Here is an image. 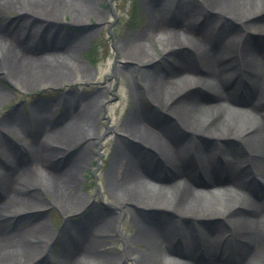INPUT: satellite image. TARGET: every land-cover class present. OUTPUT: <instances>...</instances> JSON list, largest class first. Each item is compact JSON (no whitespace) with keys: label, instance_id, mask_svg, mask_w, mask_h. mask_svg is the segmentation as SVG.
<instances>
[{"label":"bare ground","instance_id":"1","mask_svg":"<svg viewBox=\"0 0 264 264\" xmlns=\"http://www.w3.org/2000/svg\"><path fill=\"white\" fill-rule=\"evenodd\" d=\"M64 1L0 0V77L10 85L26 91L62 76L89 80L80 65L66 67L75 64L69 58L77 46L75 34L58 48L56 33L42 29L56 14L80 15L92 0ZM194 1L158 0L147 6L143 35L157 36L166 60L163 71L146 70L135 81L141 104L133 105L123 122V143L116 146L106 180L110 194L120 199L115 205L133 210L135 234L124 238L123 255L117 258L102 249L107 240L101 235L112 237L115 221L74 192L75 172L89 157V144L74 152L69 144L80 134L93 139V125L88 120L82 128L79 121L88 114L68 110L66 99L55 126L46 124V107L37 105V129L30 134L35 140L28 150L41 168L32 177L24 165L26 127L17 118L0 124V264H38L43 253L50 254L54 234L47 238L49 224L3 231L15 213L39 210L41 220L53 207L64 221L76 214L83 221L81 231L73 230L76 248L60 237V264H124V259L136 264H264V187L259 198L253 189L258 179L264 186V40L258 44L255 37L264 34V0H202L204 12ZM170 10H175L172 17ZM9 14L16 16L13 28L4 29L2 19ZM37 31L42 36L34 47L29 40ZM148 43L127 53L120 45L122 57L130 59L135 49L134 54L148 58L144 63L153 62L157 57L149 53ZM122 67L129 69L127 63ZM201 95L213 102H203ZM8 96L0 90V104ZM14 128L22 135L15 152L9 146ZM235 132L237 143L225 144ZM223 178L228 185H216ZM33 182L45 192L37 200L29 191ZM230 184L235 189L227 192ZM141 212L147 216L141 218ZM155 212L164 216H152ZM212 217L217 218L213 224L207 220Z\"/></svg>","mask_w":264,"mask_h":264},{"label":"rangeland","instance_id":"2","mask_svg":"<svg viewBox=\"0 0 264 264\" xmlns=\"http://www.w3.org/2000/svg\"><path fill=\"white\" fill-rule=\"evenodd\" d=\"M155 1L158 0H92L89 3V8L87 10L83 8L85 12L80 11V15L71 14V12L59 13L54 16V20L48 22V25L42 27V29L46 28L51 32H55L57 37L63 36L61 41L58 42L59 45H65L67 35L70 33L75 34L73 38L75 41L73 42L77 46L69 58L76 65L66 67L76 70L75 66L80 65L87 71L88 81H74L71 77L62 76L50 81L47 85L34 84L30 89L22 91L10 85L7 79L0 77V90L4 89L9 95L0 104V124L6 121L10 122L12 119L16 120L17 118L20 124L26 127L27 135L34 133L37 129L36 108L38 107L37 105H40L44 106V108L46 107L44 110V119L48 122L46 124L55 126L59 123V116L65 110L63 103L66 99L69 103L68 110L74 112L78 109H83L84 113L88 114V118L80 120L79 123L82 128H86L88 120L91 121L93 129L90 138L93 139H87L83 137V134H80L69 144L72 147L70 148L72 152L82 143L89 144L86 150L89 157L85 159L86 162L83 165H78L80 167L75 172L77 184L74 192L83 196V199L93 205L95 207L94 210L100 212L99 214H102V217H107L105 214H109L108 216L115 221V234L112 237L101 236L107 240L106 245L102 248L103 251L117 258L122 256L123 251L126 249L124 238L133 236L135 227L132 221L133 210L128 207L131 209L128 211L115 205V200L120 202V199L115 195H111L107 189V173L110 170L112 155L117 144L123 143L122 138L119 137L121 136L120 130L123 122L133 105L141 104L142 98H139L136 95V91H134L135 83L140 82L142 73L146 70L163 71V63H165L163 61L166 60V56H161L160 54V46L156 42L157 36L152 37L151 35V38L148 39L143 35L146 34L144 29L149 22L148 14L146 13L148 11L147 6L149 2ZM64 2L69 5L75 4L73 0H65ZM194 4L199 12H204L202 0H195ZM174 11H169L171 17ZM15 17L14 14L6 15L2 19V27L4 29L13 28L11 24ZM40 32L37 31L29 40L34 47L41 37ZM216 33L217 31H214L213 34L215 35ZM141 35L144 36L142 38H145L142 42L139 39ZM255 37L259 39L258 44H261L264 40V34L257 33ZM144 42L148 43L146 48L149 49V53L157 57H154L153 62L144 63L148 61V58L142 59L141 56L134 54L135 49L130 53V59L125 60L122 57L120 45H122L124 53H127V49L130 51L131 47L135 48ZM34 49L38 52L37 48ZM145 52L143 51L142 53L145 54ZM124 63L129 65L128 70L122 69ZM99 97L104 99L103 103L97 101ZM200 99L207 104L213 102L208 100L210 98L203 95H201ZM143 102H145L144 99ZM14 111L16 112L14 113ZM158 118L161 122H165V116L160 115ZM14 130H17L16 135L14 134V138L9 140L10 150H13V152L20 148V146L17 147L16 142L22 137L21 132L17 128H14ZM236 136V132L234 135L231 133L227 135L224 139L226 140L225 144L235 145L237 143ZM81 139L82 141L80 142ZM33 140L35 138L29 135L24 141L26 154L28 155L24 165L30 177L35 174L37 169L41 168V165H38L32 156L29 155L28 145ZM218 147L219 145L216 148ZM127 149L131 150L129 147ZM19 151L23 150L19 149ZM73 156L75 155H72V158ZM59 169L61 171L62 167ZM55 170H57L56 167ZM227 182L223 178L216 185H225ZM258 182L260 183L253 188L256 197L260 195L264 187L260 179H258ZM37 183L39 182L29 183L31 185L29 191L34 199L45 194L41 183ZM239 190L244 192V188L240 189L239 187ZM197 191L202 193L206 190L199 188ZM58 209L54 207L47 209L43 214L45 215L44 218L41 220H38L39 216L37 214L39 210L17 213L18 215L15 213L13 214L15 216L6 222L3 232L5 234L20 232L36 224V222L49 224L48 228L50 231L47 234V238L50 234H54L53 245L50 254L47 252L41 255L38 259H41V261L38 264H60L57 260L60 257L62 246L60 237L67 239V243H69L67 246H70L71 239L77 241L73 230L78 229L81 231L83 221H81L82 216L79 214L71 217L69 221H64V216H62L61 210L59 211ZM139 215L141 218L147 216L144 212ZM151 215L156 217L164 216V213L155 212L151 213ZM216 219L212 217L207 220H212L210 223L213 224ZM52 255H56L55 258ZM124 264H136V262L132 259H124Z\"/></svg>","mask_w":264,"mask_h":264}]
</instances>
